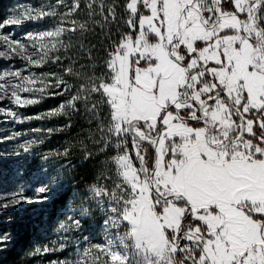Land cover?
Returning a JSON list of instances; mask_svg holds the SVG:
<instances>
[{
	"label": "snow or ice",
	"instance_id": "obj_1",
	"mask_svg": "<svg viewBox=\"0 0 264 264\" xmlns=\"http://www.w3.org/2000/svg\"><path fill=\"white\" fill-rule=\"evenodd\" d=\"M45 20L21 38L3 31ZM90 36L103 37L99 48ZM16 57L24 67L0 71V121L62 117L71 128L83 115L94 125L84 159L104 156L79 209L62 206L61 238L30 252L37 264H264V0L23 4L0 22V58ZM48 64L62 71L33 70ZM56 97L45 112L17 110ZM24 136H0L16 142L0 161L33 157L0 192V217L63 196L47 165L54 157L66 171L72 148L37 164L44 141ZM12 240L0 231V253Z\"/></svg>",
	"mask_w": 264,
	"mask_h": 264
},
{
	"label": "trees",
	"instance_id": "obj_2",
	"mask_svg": "<svg viewBox=\"0 0 264 264\" xmlns=\"http://www.w3.org/2000/svg\"><path fill=\"white\" fill-rule=\"evenodd\" d=\"M18 0H0V22H3L7 15L11 12V9L14 8ZM51 21L45 20L40 23H30L25 22L23 24V33L30 32L33 29L37 28L39 31L43 30L45 27L49 26ZM36 29V30H37ZM103 37L95 36L89 37L85 43L89 45H96L97 48L100 47V41ZM95 54V50H94ZM85 62V60H81ZM36 72H49V71H62L56 65H44L40 68H34ZM61 102L60 97L54 99H46L42 103H39L34 106H29L24 109L23 114L33 115L41 112H45L53 107L58 106ZM31 128L37 127V120H32ZM45 125L41 127L42 129L48 128H61V131L44 134L43 143L49 149L63 150L65 147H71L72 152L70 156L63 161L67 170L64 169V188L63 196L58 199L55 204H51L45 209L41 210L37 214L35 219L29 218H18L15 217L9 223L2 224L1 230L7 231L12 234L13 240L9 245L8 249L3 253H0V264H25L29 262V255L31 249L42 241V233L44 231H50L52 229V222L60 213L62 206L71 200L74 193H82L84 188L91 182L95 175L98 174V171L101 167V162L104 159V156L101 154L99 158H93L89 160L84 159V153L82 151L81 140L84 143H88L87 137L89 135L88 129L93 128L94 125H90L88 120L83 115H77L72 121L71 128H64L63 125L66 123L64 118H53L45 119ZM89 147H92L89 144Z\"/></svg>",
	"mask_w": 264,
	"mask_h": 264
},
{
	"label": "rangeland",
	"instance_id": "obj_3",
	"mask_svg": "<svg viewBox=\"0 0 264 264\" xmlns=\"http://www.w3.org/2000/svg\"><path fill=\"white\" fill-rule=\"evenodd\" d=\"M40 3H41V0H18V2L15 4L14 8L11 9V12L7 15V18L14 15L15 11L17 10V8H19L20 5H23V4L39 5ZM22 27H23V25L22 26L10 25V26H7L3 31L15 33L17 38H21L24 35ZM32 29H33L32 31H39L35 27ZM24 65H25V61L21 60L19 57H16V58L12 59L11 61L6 60L4 58H0V71L8 70L10 68H22V67H24ZM23 95H28V94H23ZM0 106H3V104L0 103ZM12 107H17V106L12 105ZM17 110L19 112L23 113V111H21V109H17ZM31 122H33V121H26V122L19 123V124H9V123H3L2 121H0V136H4L5 134H10L14 131H20V132L25 134V136L20 141L21 143H23V139H33L36 137L43 139L46 131L43 133H32L31 129H33V128H31V126H30ZM36 123H37L36 128H41L45 125L46 122H45V120H37ZM14 148H16V142L15 141L0 142V150L11 152L14 150ZM41 152L47 154L49 152H54V150L47 148V146L44 145V143L40 144L38 146V150L35 154V160H36L37 164L41 163V161L39 160V155ZM32 160H33V157H29L26 160L23 156H21V157H9V158H7V163L0 161V192L10 191L12 189V187L14 185H16V181L19 179V177L17 175V169L20 168L21 174H22L24 168H28V167L32 166ZM60 163H61V161H59L53 157L47 166L56 168L58 171H60L62 173V176H63L64 170L59 167ZM64 181H65V178L63 176V183H64ZM22 183H23V181H22ZM80 194L81 193H74L71 200H69L66 204L71 208L79 209L80 203H81V201L79 199ZM40 212H41V209H39V207H37L35 213H33V212L21 213L17 217L18 218L24 217V218H29V219H35L37 214ZM13 219H15V218H13L12 216L0 217V231H2L1 230L2 224L9 223ZM62 219H63L62 209H60L59 215L56 217L54 222H52V229L50 231H44L42 233V236H41V237H43L42 241L39 242L38 244H36L31 249V251H33L34 248H36V247H41L43 245L50 244L52 241H55V240H58L61 238L60 234L57 232V228L59 227L58 221L62 220ZM85 227H87V225ZM58 256L61 259L64 258V255L61 253L52 254L53 259L58 257ZM28 259H29V261L31 260L32 264H37V261L39 258L32 259L29 255ZM25 264H29V262H27ZM44 264H47L46 259L44 261Z\"/></svg>",
	"mask_w": 264,
	"mask_h": 264
}]
</instances>
